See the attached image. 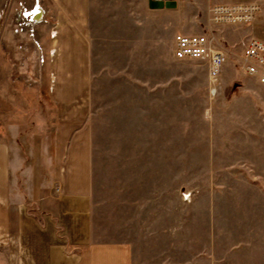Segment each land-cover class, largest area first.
I'll list each match as a JSON object with an SVG mask.
<instances>
[{
	"label": "rangeland",
	"instance_id": "1",
	"mask_svg": "<svg viewBox=\"0 0 264 264\" xmlns=\"http://www.w3.org/2000/svg\"><path fill=\"white\" fill-rule=\"evenodd\" d=\"M19 1L0 0V113L18 120L0 132L17 155V194L31 199L43 172L47 186L76 170L91 187L97 240L131 242L165 264H209L208 254L210 264H264V86L241 67L257 17L213 25L210 5L185 32L224 44L212 94L207 65L165 58L161 17L87 45L80 60L72 27L38 33L45 8L33 35L16 31Z\"/></svg>",
	"mask_w": 264,
	"mask_h": 264
},
{
	"label": "crops",
	"instance_id": "2",
	"mask_svg": "<svg viewBox=\"0 0 264 264\" xmlns=\"http://www.w3.org/2000/svg\"><path fill=\"white\" fill-rule=\"evenodd\" d=\"M27 1L32 4L35 0ZM177 1L176 8L152 9L149 0H40L51 18L38 26V33L42 35L45 28H49L52 38H55L57 31L72 27L75 52L82 60V51L86 53L87 45L107 46L112 42L115 31L121 36L128 33L131 27L144 31L147 28L146 16L161 17L155 28L164 31L159 35L160 39L164 34L170 42L171 52L165 58L175 62L178 59L174 53V39L179 33L176 31L185 33L196 29L194 24L198 11L204 13L213 4L258 2L260 14L246 29L250 39L264 40V0ZM24 36V40L30 41ZM185 61L205 64L199 60ZM5 119L6 115L0 113L1 127L4 123L10 127L18 124L12 113L9 122ZM59 123L58 126L61 125ZM40 124L45 126V121ZM2 135L0 132V264H165L137 251L131 242H102L96 239L91 187L82 181L79 171L72 173V180L69 174L59 175L55 182L47 186L43 172L40 185L31 186V199L24 194L18 195V187L12 177L18 170L14 160L17 155L13 154L9 140ZM42 138L45 142V137ZM62 140L57 132V158L65 156L58 149ZM42 158H45V149ZM29 199L33 202L32 207L29 206ZM206 257L209 264L214 262L210 254ZM168 264L178 263L169 261Z\"/></svg>",
	"mask_w": 264,
	"mask_h": 264
},
{
	"label": "built area",
	"instance_id": "3",
	"mask_svg": "<svg viewBox=\"0 0 264 264\" xmlns=\"http://www.w3.org/2000/svg\"><path fill=\"white\" fill-rule=\"evenodd\" d=\"M261 11L258 2L233 5L213 4L209 7V19L213 25L248 23L253 21ZM45 9L40 0L26 4L22 0L16 11V31H27L33 35L34 28L44 22ZM174 53L180 60H199L208 67L210 91L216 94L219 89L220 76L228 59L224 44L217 40L212 32H179L174 39ZM241 67L245 74L254 77L264 85V40L250 39L242 52Z\"/></svg>",
	"mask_w": 264,
	"mask_h": 264
},
{
	"label": "water",
	"instance_id": "4",
	"mask_svg": "<svg viewBox=\"0 0 264 264\" xmlns=\"http://www.w3.org/2000/svg\"><path fill=\"white\" fill-rule=\"evenodd\" d=\"M149 7L152 9L176 8L177 0H149Z\"/></svg>",
	"mask_w": 264,
	"mask_h": 264
}]
</instances>
